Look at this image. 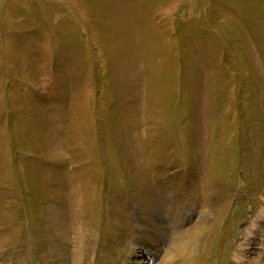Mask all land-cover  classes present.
I'll return each instance as SVG.
<instances>
[{
	"label": "rangeland",
	"instance_id": "374dc122",
	"mask_svg": "<svg viewBox=\"0 0 264 264\" xmlns=\"http://www.w3.org/2000/svg\"><path fill=\"white\" fill-rule=\"evenodd\" d=\"M251 228L264 0H0V264H240Z\"/></svg>",
	"mask_w": 264,
	"mask_h": 264
},
{
	"label": "bare ground",
	"instance_id": "6f19581e",
	"mask_svg": "<svg viewBox=\"0 0 264 264\" xmlns=\"http://www.w3.org/2000/svg\"><path fill=\"white\" fill-rule=\"evenodd\" d=\"M248 236L249 237L246 239V242L243 245V251L235 258V261H241V260L245 259L247 256H248L247 258H249L250 255H253L255 253H259L258 251H260L261 249H264V234H259L258 235V233L256 234V229L251 228L249 233H248ZM252 259L253 258H250L249 261H252ZM254 264H263V260H261V259L256 260L254 262Z\"/></svg>",
	"mask_w": 264,
	"mask_h": 264
}]
</instances>
